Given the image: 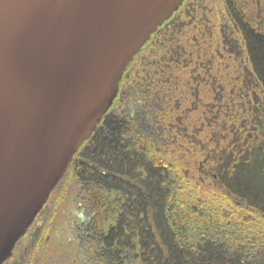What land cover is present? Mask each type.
Wrapping results in <instances>:
<instances>
[{
    "label": "trees",
    "instance_id": "16d2710c",
    "mask_svg": "<svg viewBox=\"0 0 264 264\" xmlns=\"http://www.w3.org/2000/svg\"><path fill=\"white\" fill-rule=\"evenodd\" d=\"M170 32L161 25L129 63L40 220L57 221L73 183L83 264H264V213L230 190L249 162L247 144L233 140L242 116L231 115L219 25L210 18L205 28L194 21Z\"/></svg>",
    "mask_w": 264,
    "mask_h": 264
},
{
    "label": "water",
    "instance_id": "95a60500",
    "mask_svg": "<svg viewBox=\"0 0 264 264\" xmlns=\"http://www.w3.org/2000/svg\"><path fill=\"white\" fill-rule=\"evenodd\" d=\"M183 0H0V264Z\"/></svg>",
    "mask_w": 264,
    "mask_h": 264
},
{
    "label": "flooded vegetation",
    "instance_id": "af4514ba",
    "mask_svg": "<svg viewBox=\"0 0 264 264\" xmlns=\"http://www.w3.org/2000/svg\"><path fill=\"white\" fill-rule=\"evenodd\" d=\"M194 2L183 0L164 23L189 25L195 21L203 28L205 14L198 15L197 9L200 6L210 8L209 12L219 25L224 44L222 50L232 64L233 85L229 94L234 114L231 115L242 116L238 125L233 123V129L236 130L233 140L242 139L247 144L248 149L241 158L249 162L247 166H260L258 174L264 180V0H218L217 3L200 4L197 7ZM194 9L195 13H191ZM231 181L236 184L233 177ZM230 190L237 191L231 186ZM257 191H264V183ZM43 208L44 205L14 243L2 264L6 260L16 264L17 259L19 264H83L81 245L77 248L78 257L74 252L77 241L73 230H70L66 242L64 236L47 234L48 227L54 221L47 218L40 220ZM22 238L23 251L13 258L12 251ZM65 248L72 249L71 254L64 253Z\"/></svg>",
    "mask_w": 264,
    "mask_h": 264
},
{
    "label": "rangeland",
    "instance_id": "374dc122",
    "mask_svg": "<svg viewBox=\"0 0 264 264\" xmlns=\"http://www.w3.org/2000/svg\"><path fill=\"white\" fill-rule=\"evenodd\" d=\"M214 2L217 3L218 0H195L194 3H197L196 4V7H197L200 4H212ZM208 9L210 8L208 7L206 9L203 6H200L197 9L198 15L205 14L206 16V17L204 16V23H205L204 28L207 27L210 21V18H214L212 17V13L209 12L210 10ZM195 11L196 10L194 9L191 13L193 12L195 13ZM182 27H183V24L181 25L179 23L170 25V28H171L170 36L172 37L175 32H179L180 28ZM259 167L260 166L258 165L247 166L246 171H245V177H241L238 184H235V182L234 184H232L233 182L231 181L230 186L234 188L235 190H237V191H233V193L241 197H244V196L245 198L248 197L246 198L247 201L251 204L259 206L260 211L264 213V196L261 197V195H264V191H257V189H260V187H262L264 183V180L258 174ZM219 178L223 179L224 176L222 178L219 175ZM66 188H67L66 191H67L68 197L65 198V200L61 204L62 206H59L58 212H55V215H57L56 217L57 221H54L52 227H50L51 229L50 235L51 234L55 236L63 235L65 242L66 240H69L70 230H72L73 228L72 224L74 221H76V217L81 212V207L79 206V204H77V202L72 199V193L76 191L75 184L69 183V185Z\"/></svg>",
    "mask_w": 264,
    "mask_h": 264
}]
</instances>
